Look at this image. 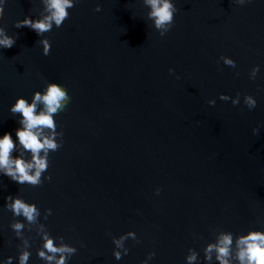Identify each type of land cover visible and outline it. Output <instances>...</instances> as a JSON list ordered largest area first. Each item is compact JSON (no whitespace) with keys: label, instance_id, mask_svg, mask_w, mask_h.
Here are the masks:
<instances>
[{"label":"water","instance_id":"obj_1","mask_svg":"<svg viewBox=\"0 0 264 264\" xmlns=\"http://www.w3.org/2000/svg\"><path fill=\"white\" fill-rule=\"evenodd\" d=\"M172 2L163 37L145 0H79L62 27L39 37L15 25L51 16L49 0H6L0 28L16 43L0 49V137L16 140L17 98L31 103L56 83L70 102L55 116L63 147L49 154L51 180L34 188L0 175V264H19L25 252L27 264H50L37 256L48 232L77 249L68 264H187L191 255L220 264L225 235L232 243L221 259L241 264L240 239L264 234V0ZM9 195L36 204L35 222L6 209ZM128 232L139 242L118 241L128 254L116 260L112 240Z\"/></svg>","mask_w":264,"mask_h":264},{"label":"clouds","instance_id":"obj_2","mask_svg":"<svg viewBox=\"0 0 264 264\" xmlns=\"http://www.w3.org/2000/svg\"><path fill=\"white\" fill-rule=\"evenodd\" d=\"M78 2L79 0H49V6L52 10L51 16L45 17L43 20H34L26 17L22 21L17 22L15 27L17 29L27 27L39 37H42L45 32L52 31L53 26L57 29L62 27L63 23L69 18L68 10L74 8ZM245 2L246 0H239L241 6ZM248 2H251V0H248ZM5 3L6 0H0V18L3 17ZM145 5L150 9L148 18L153 21L154 28L163 37L171 30L174 24L177 8L172 0H145ZM95 11H101L100 7L98 6ZM0 34L3 35V39H0V49H11L15 45L16 40L8 36L4 28H0ZM40 43L43 46V55L48 56L51 51L49 40L46 38L41 39ZM220 59L226 66L236 67L232 59L224 56H221ZM258 71L259 66L252 69V79H255ZM169 72L171 73L172 69H169ZM239 97L240 94L237 93L236 99L231 100L234 106L239 103ZM219 99L227 102L231 98L227 95H220ZM69 102L70 97L67 90L56 83H48L42 92H35L31 103L24 98L16 99L10 108V112L14 115L19 114V127L15 132V141L10 133H4L0 137V175L8 177L11 181L21 186L28 185L34 188L41 186L44 180H51V176H43L49 168V154L57 152L63 147V132L57 131L55 116L63 111ZM245 102L249 110L256 107V101L252 96L246 95ZM208 103L214 106L215 100H211ZM39 105H43V108L39 109ZM44 130H48V135H43ZM257 131L258 129H253L254 134ZM18 147L30 156V160L20 158L16 153ZM159 193L160 189L158 188L156 189V194L159 195ZM5 200L6 209L15 217L23 216L28 222H35L40 215V210L34 203H27L22 198L11 195L7 196ZM45 212L47 216L52 214L51 209H45ZM10 227L18 234L24 226L22 223L17 222L10 225ZM45 237H42V239L44 240L43 249H46V251L38 250L37 256L40 259H46L50 264H68L71 257L76 254L77 249L65 243L63 237L54 238L49 232L45 233ZM129 238L139 242L134 232H128L119 238H113L112 243L115 246L113 256L116 260H120L122 254H128V250L123 253L117 250L120 248L118 241H126ZM56 239L63 242L59 247L54 246ZM240 242L245 245L238 256L241 264H243L245 259H247L248 264H264V234L259 232L249 233L247 236L242 237ZM219 243L224 246L209 245L206 253L216 247L218 252L217 259L220 260V264H227V261L221 259V257L228 255L229 246L232 243L231 236L225 235ZM47 253L52 255H47ZM154 255V252L149 253L148 258L151 259ZM30 256L31 253L29 252L21 254L19 264H27ZM12 259V257L7 258L4 264H12ZM205 259L208 260L211 257L206 254ZM194 260V255L186 258L187 264H193Z\"/></svg>","mask_w":264,"mask_h":264}]
</instances>
